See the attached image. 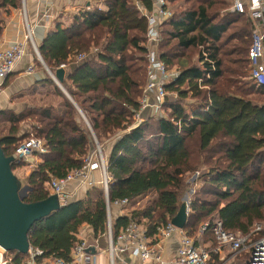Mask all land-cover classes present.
Instances as JSON below:
<instances>
[{"label": "trees", "instance_id": "obj_1", "mask_svg": "<svg viewBox=\"0 0 264 264\" xmlns=\"http://www.w3.org/2000/svg\"><path fill=\"white\" fill-rule=\"evenodd\" d=\"M21 1L0 0V10L20 9ZM95 1L94 9L73 14L71 24L59 25L38 49L54 73L65 65L73 69L62 84L98 142L104 147L108 137L121 132L106 157L110 201L127 199L131 205L156 193L130 215L113 210L114 236L131 220L155 236L159 226L179 213L182 194L194 185L184 231L196 243L211 240L207 247L215 246L212 227L217 220L227 231L243 234L257 223L264 225V103L248 99L258 95L256 100L264 101V86L250 78L252 20L230 10L232 0H168L173 16L162 25L158 53L180 74L165 85V114L137 123L148 78V18L138 6L152 12L155 0ZM55 93L62 106H41L3 119L10 123L9 135L0 140L6 155L14 156L24 137L17 132L27 119L37 123L31 133L48 148L28 177L25 202L49 197L50 177L64 178L80 169L96 147L76 106L56 86ZM19 165L14 161L13 171ZM192 174L198 175L193 184L187 178ZM205 223L209 228L200 235ZM107 224L105 192L90 187L83 198L36 222L28 234L30 247L42 250V257L69 261L84 226L98 238L106 235ZM8 252L18 264L27 256ZM212 260L220 263L218 253H212L210 264ZM237 260L245 264L248 255Z\"/></svg>", "mask_w": 264, "mask_h": 264}, {"label": "built area", "instance_id": "obj_2", "mask_svg": "<svg viewBox=\"0 0 264 264\" xmlns=\"http://www.w3.org/2000/svg\"><path fill=\"white\" fill-rule=\"evenodd\" d=\"M155 8L148 12L144 7L138 6L141 12L148 18V31L146 34V44L148 46V78L143 89L140 100L141 108L135 115V121L140 122L142 110L149 105L151 95L157 99L156 110H161L163 102L168 97L165 85L175 80L180 71L169 68L164 61L159 58V43L162 39V25L173 16L168 0H155ZM21 12L24 21L25 35L22 39L13 42L10 46H5L0 41V79L4 81L14 70L16 64L22 59L28 44L31 45L35 54L42 63V58L38 45L34 38V32L27 16L26 0H22ZM231 10L240 14H246L253 23L252 44L249 51L250 57V78L258 85L264 86V0H232ZM84 57L81 56L80 59ZM63 67V66H62ZM33 66L28 71L33 72ZM137 122V123H139ZM95 150L85 159L83 166L70 172L64 178L51 176L49 187L52 194H57L62 205L69 202V194L66 186L71 181H79L86 186H100L103 188L106 197L107 208V264H128L124 261L122 254L129 251L132 256L143 260H152V264H168V260L161 257L159 248L161 243L174 234L180 235L179 248L174 264H210L212 253H219L224 247H229L236 255L247 254L248 261L245 264H264V225L257 223L248 234L239 231L231 232L224 229L222 222L217 220L212 227L215 237V246L209 249L207 246L196 243V240L189 236L184 229L175 226L172 221L161 225L157 229V234L153 237L147 235L144 225L131 220L124 231L118 236L113 234V210H123L130 205L127 199L111 202L109 199V184L111 176L107 170V159L103 154L100 143L95 139ZM48 148L44 140L34 135L24 139L16 148L14 154L16 162H25L32 157H38L47 153ZM99 171L101 178L95 181L90 178L94 171ZM190 211V202L188 204ZM209 228V223L202 224L199 234L203 235ZM93 245L86 239L79 238L72 249L71 259L66 261L63 258H45L43 251L30 247L25 259L19 264H106L97 261V254L91 250ZM0 264H18L15 262L13 254L0 246Z\"/></svg>", "mask_w": 264, "mask_h": 264}, {"label": "crops", "instance_id": "obj_3", "mask_svg": "<svg viewBox=\"0 0 264 264\" xmlns=\"http://www.w3.org/2000/svg\"><path fill=\"white\" fill-rule=\"evenodd\" d=\"M26 4H28V21L33 29L34 38L37 45L40 44L43 39L59 25L62 27H68L72 22L73 14L78 13L80 10L90 11L96 7L95 0H26ZM98 7L102 9L105 8L103 4L98 5ZM170 9L172 10L171 7ZM0 27V41L5 46H10L13 42L22 39L25 35V30L21 9L10 7L2 8L0 10ZM30 66H33V72L28 71ZM63 67L66 70L65 78H67L73 69L71 67H66V65ZM48 76L51 77L35 54L31 45L28 44L25 54L16 64L14 70L4 81H1L0 79V120L9 117L12 114L20 115L33 113L36 109L41 108V106H62V99L56 95L55 86L58 87L70 101L72 99L75 102L63 84L62 86L67 94L54 82L53 79L52 81L54 84H52L48 80ZM156 104V97L151 95L149 98V105L146 106L141 112L140 122H143L151 117L157 118L165 114V111L162 108L161 110H156ZM76 108H79L84 114L78 104ZM84 116L87 119L85 114ZM84 121L86 122L85 119ZM3 122L8 125V128H1L2 130H6V132H3V134L0 135V140H3L5 136L9 135L10 123H8L7 120H4ZM136 122L139 121L136 120ZM88 123L90 124L89 120ZM32 125H37V123L34 121L31 123L30 119L22 121L17 132V136H20L22 133L24 134L26 132L31 133L30 131L33 130ZM120 134L121 132H117L106 139L105 145L103 147L106 152V155H104L105 157L110 155L114 143ZM32 158L35 159L36 163L40 161L39 157ZM90 178L95 181H99L101 174L96 170L90 175ZM88 189V186L81 184L79 181L69 182L66 186V190L69 194V201L83 198ZM131 205H129L127 208H124L123 210L118 208L115 209V215H130L133 209L129 210L128 208H130ZM79 238H84L88 242L93 240L92 243L89 242L93 245V249L91 251L97 254L98 262L107 264L108 258L107 253L105 252L107 247L105 248V246L106 244L108 245V243L105 241L107 240L106 236L95 238L92 228L90 226H84L79 234ZM179 242L180 235L174 234L161 243L159 254L162 258L170 262L168 264H174L173 260L176 257L179 248ZM198 244L209 246L212 244V241L198 240ZM237 256L238 255L234 254L229 247H224L218 253V259L220 261L219 264H238ZM122 257L128 264H152L151 259L143 260L139 257H134L129 251L124 252ZM212 262L214 264L215 260H212L211 263ZM118 264L122 263L118 261Z\"/></svg>", "mask_w": 264, "mask_h": 264}, {"label": "water", "instance_id": "obj_4", "mask_svg": "<svg viewBox=\"0 0 264 264\" xmlns=\"http://www.w3.org/2000/svg\"><path fill=\"white\" fill-rule=\"evenodd\" d=\"M42 64L54 82L66 93L62 86L66 74L65 68L61 67L54 73L43 58ZM71 101L77 106L72 99ZM78 110L88 123L81 110L79 108ZM88 125L95 136L92 127L89 123ZM14 161L15 157L6 155L0 142V246L6 251L28 254L30 249L28 234L32 226L64 205L60 203L57 194H51L40 201L25 202L24 199L30 187L24 188L25 194L23 195L21 181L12 169ZM188 204L187 196L179 213L171 220L178 228L184 229L186 226L189 213Z\"/></svg>", "mask_w": 264, "mask_h": 264}, {"label": "rangeland", "instance_id": "obj_5", "mask_svg": "<svg viewBox=\"0 0 264 264\" xmlns=\"http://www.w3.org/2000/svg\"><path fill=\"white\" fill-rule=\"evenodd\" d=\"M21 6H22V1H21ZM170 7H173L174 8V6H173V4H170L169 5ZM21 8V7H20ZM27 8H28V4H27ZM197 53L195 52L194 54H193V58H194V60H196L197 59ZM171 69H178V67L177 66H174V67H172ZM256 98H261V97H259L258 95H250L249 96V98L248 99H251V100H254L255 102H258V103H264V101H261V100H256ZM167 99V98H166ZM262 99H264V97L262 98ZM48 100H50V99H48ZM33 122V120H31V123ZM87 124V123H86ZM88 126V125H87ZM4 127H6V128H8V125L6 124V123H4L3 122V120H0V135L1 134H3V132L5 133L6 132V130H2L1 128H4ZM89 128V127H88ZM30 132H34L33 130L32 131H30ZM32 135V133H22L20 136L22 137V136H24L22 139L24 140V139H26L27 137H29V136H31ZM93 138H94V142H95V139L97 140V138H95V136H93ZM21 139V140H22ZM22 140V141H23ZM98 141V140H97ZM101 145V144H100ZM95 146H96V144H95ZM101 147H102V151H103V154L104 155H106V152H105V150H104V148H103V146L101 145ZM17 163H20L21 165H19V166H16L15 168H14V173L18 176V178L20 179V181H21V187H22V190H23V195L25 194V192H24V188H26L27 186L28 187H30L29 186V184H28V177H29V175L31 174V171L33 170V168L35 167V165H36V161H35V159H29L28 161H25V162H17ZM197 174H192V175H188L187 176V178H188V181L191 183V184H193L194 183V181H195V179L197 178ZM46 187H47V189L49 190V192L51 193V190H50V187H49V184H48V182L46 183ZM195 188H197V185H194L192 188H189L186 192H184L183 194H182V196H181V202L182 203H184L185 202V198L188 196V198H189V202H190V200H191V196L193 195V193H194V191H195ZM192 191V192H191ZM27 194H28V192H27ZM52 194V193H51ZM156 197V193H154V192H151V193H149L147 196H145V197H143V198H141L138 202H135V203H132V205H131V207L130 208H128L129 210L130 209H135V208H142V207H144L150 200H152L153 198H155ZM106 242H107V240H105ZM90 243H92L93 242V240H90L89 241ZM107 247V244H106V246H105V248Z\"/></svg>", "mask_w": 264, "mask_h": 264}]
</instances>
